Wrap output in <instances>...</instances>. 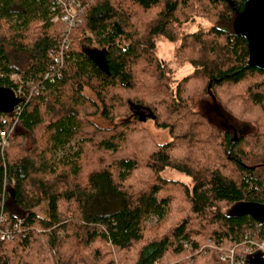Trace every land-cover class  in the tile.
<instances>
[{
  "label": "trees",
  "instance_id": "trees-1",
  "mask_svg": "<svg viewBox=\"0 0 264 264\" xmlns=\"http://www.w3.org/2000/svg\"><path fill=\"white\" fill-rule=\"evenodd\" d=\"M70 1L78 21L56 75L59 4L0 0V86H21L17 113L0 112V129L16 119L0 155V211L4 226L21 219L0 240V264H50L49 251L57 264H227L221 255L261 232L225 209L264 203V70L247 64L231 25L243 0ZM157 35L191 65L175 82ZM193 93L210 98L212 119L190 107ZM148 119L170 138L155 142ZM166 167L191 186L162 176Z\"/></svg>",
  "mask_w": 264,
  "mask_h": 264
},
{
  "label": "water",
  "instance_id": "water-1",
  "mask_svg": "<svg viewBox=\"0 0 264 264\" xmlns=\"http://www.w3.org/2000/svg\"><path fill=\"white\" fill-rule=\"evenodd\" d=\"M231 25L233 31L246 40L247 64L264 70V0H243L242 7L233 17ZM20 99L11 87L0 86V112L11 111ZM224 212L231 217L241 214L250 216L261 223L264 236V203L236 200ZM243 264H264L262 251L255 249L245 253Z\"/></svg>",
  "mask_w": 264,
  "mask_h": 264
},
{
  "label": "rangeland",
  "instance_id": "rangeland-1",
  "mask_svg": "<svg viewBox=\"0 0 264 264\" xmlns=\"http://www.w3.org/2000/svg\"><path fill=\"white\" fill-rule=\"evenodd\" d=\"M204 23L205 21L201 17L194 18L193 20H189L184 23H181V28L184 30H192L195 29L198 26V24L203 25ZM154 40H155L156 55L164 64H166L170 68L171 78L173 79L174 82L180 79L185 74H187L189 71H191V65L187 61H184L180 59L177 55H175V46L177 44L176 42L168 41L165 37L161 35H157L154 38ZM188 103L192 109L201 112L208 118L212 119L215 116L214 104L212 103L209 97H207L202 93L191 94L190 97L188 98ZM254 113H255L254 111L250 112L248 114V117L255 119L256 113L255 114ZM144 126L146 127L152 139L157 143L165 142L170 138L167 128H161L156 126L155 123L152 122L150 119L144 122ZM250 128L251 126L249 125V129ZM161 175L166 178L183 180L185 183H187L188 186H191V179L188 176H186L184 173L177 171L175 169L166 167L161 171ZM148 221L153 222L154 218L151 217L148 219ZM204 245L210 247L211 244L205 241ZM47 255L50 264H57V261H55L56 258L52 251L47 252Z\"/></svg>",
  "mask_w": 264,
  "mask_h": 264
},
{
  "label": "built area",
  "instance_id": "built-area-1",
  "mask_svg": "<svg viewBox=\"0 0 264 264\" xmlns=\"http://www.w3.org/2000/svg\"><path fill=\"white\" fill-rule=\"evenodd\" d=\"M55 4H59V6L61 7V11L62 13L57 16V14H54V16H52V20H56L59 19L60 21L63 22V31H62V35H63V39L61 40L60 44H59V50L58 53L54 56V65H51V72L52 73H56L59 74V72L57 71L58 69L55 68V65L57 66L58 64H61L62 62V53H63V49L66 48L67 46V32L69 31V29L71 27H73L74 25H76L78 19L76 17V12L75 10H73L70 7V3L71 1L68 0H54ZM49 76V72L45 73L44 77ZM12 77L15 80L19 79L18 75L13 74ZM31 81H27L26 83H30ZM14 90V89H13ZM21 90V86L19 85L17 87V89L14 90V93L16 96H19V92ZM21 98V97H20ZM21 101V99H20ZM19 101V102H20ZM18 102V103H19ZM17 103V104H18ZM17 104L14 106V108L12 109L14 112L17 113ZM5 120V118L0 115V121L3 123ZM15 118L11 119V123L9 126V129H0V155L2 154V151L4 150V148L8 145L9 143V133L11 128L13 127L14 123H15ZM5 183H9L10 185L14 183V180L12 178L10 179H4ZM3 200L0 203V208L2 206ZM6 220V216L5 214L0 211V240H9L12 239L14 234L16 232H20V228H19V224L21 223V219H18L15 223H13L12 226H4L3 222ZM4 227H3V226ZM261 223L256 221L255 223V230L254 232H261ZM250 234H246L244 236V239L242 240V248H241V252H239L238 254L235 253L233 247L229 248L228 251H226L223 255H221V258L226 261L227 264H243V256L245 253L250 252L252 250L255 249H259L262 251V255L264 256V236L262 235L261 232V236H259L258 238H252L249 236Z\"/></svg>",
  "mask_w": 264,
  "mask_h": 264
}]
</instances>
